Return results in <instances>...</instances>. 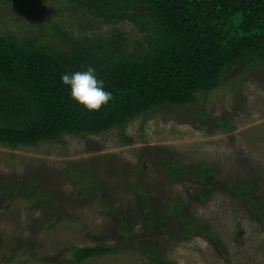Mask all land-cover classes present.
<instances>
[{"label": "rangeland", "instance_id": "obj_1", "mask_svg": "<svg viewBox=\"0 0 264 264\" xmlns=\"http://www.w3.org/2000/svg\"><path fill=\"white\" fill-rule=\"evenodd\" d=\"M122 33L70 0H0V35L68 51ZM198 104L83 138L0 146V264H264V65L228 70ZM85 193L82 195V193Z\"/></svg>", "mask_w": 264, "mask_h": 264}, {"label": "trees", "instance_id": "obj_2", "mask_svg": "<svg viewBox=\"0 0 264 264\" xmlns=\"http://www.w3.org/2000/svg\"><path fill=\"white\" fill-rule=\"evenodd\" d=\"M70 2L105 25H134L143 39L131 51L113 31L109 39H68L63 52L0 35V146L98 135L153 109L195 106L199 95L220 88L228 70L264 65V0ZM89 66L113 96L93 112L74 101L60 79ZM116 253L105 246L81 249L74 264Z\"/></svg>", "mask_w": 264, "mask_h": 264}, {"label": "clouds", "instance_id": "obj_3", "mask_svg": "<svg viewBox=\"0 0 264 264\" xmlns=\"http://www.w3.org/2000/svg\"><path fill=\"white\" fill-rule=\"evenodd\" d=\"M60 79L70 90L71 98L89 112L99 111L113 99L112 92L106 90L104 81L91 66L86 70L63 73Z\"/></svg>", "mask_w": 264, "mask_h": 264}]
</instances>
